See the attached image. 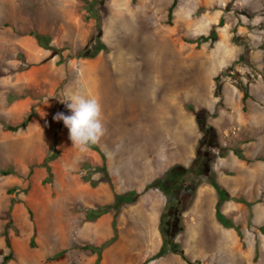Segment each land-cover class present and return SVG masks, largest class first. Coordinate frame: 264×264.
<instances>
[{"label": "rangeland", "instance_id": "rangeland-1", "mask_svg": "<svg viewBox=\"0 0 264 264\" xmlns=\"http://www.w3.org/2000/svg\"><path fill=\"white\" fill-rule=\"evenodd\" d=\"M174 1L0 0V264L10 254L8 264H96L103 251L84 250L89 242L81 237L92 207L83 200L66 204L65 182L81 175L79 193L88 197L83 183L90 190L92 184L84 177H103L100 169L111 157L122 167L118 158L127 148L113 143L123 134L114 131L117 124L141 109L173 110L178 90L176 100L196 114L203 165L198 175L180 168L177 208L165 211L161 227L193 263L264 264V0H179L170 21ZM98 16L109 50L89 59ZM222 18L217 41L192 42ZM218 77L221 97L215 95ZM241 82L249 94L245 103ZM188 88L197 89V97L188 98ZM69 91L100 100L107 129L100 151L80 153L63 122L54 120L58 112L70 114L63 103ZM33 108L37 117L29 127L7 130ZM56 136L60 156L50 163L54 178L47 181L42 164ZM128 150L133 160L141 156L139 148ZM214 177L231 198L222 210L232 224L227 229L238 233V252L220 230L226 227L216 215ZM10 221L12 248L4 235ZM148 223L143 219L142 229L127 235L125 251L114 250L109 264H174L175 253L143 259L151 246Z\"/></svg>", "mask_w": 264, "mask_h": 264}, {"label": "crops", "instance_id": "crops-1", "mask_svg": "<svg viewBox=\"0 0 264 264\" xmlns=\"http://www.w3.org/2000/svg\"><path fill=\"white\" fill-rule=\"evenodd\" d=\"M188 89L190 90V88ZM193 90H190L188 98L192 99L197 95V89ZM177 96H180V90L172 96L171 105H176L173 110L163 108L151 113L141 109L132 115L130 114V119L127 115V124H117L114 131H122L123 134H120L119 138L117 137L118 140H113V143L120 147L125 146L127 150L123 151L124 155L118 158V162L122 164L119 170L117 162L112 157L107 162L111 183L102 180L101 176L93 175V180L99 181V183L97 186L92 185L91 190L88 185L83 183L84 191L89 193L87 197L86 194L79 193V187L82 184L81 175L68 176L65 182L62 198L65 199L66 204L72 205L73 200L74 204H79L80 200H83L84 203H88L89 207H92L91 209L113 204L116 194L129 192L140 194L134 204L126 205L122 209L117 220L118 238L103 250L99 264H109L110 258H113L112 253L114 250L122 249L125 251L123 245L126 243L127 235H133L135 229H142L138 226L146 218L149 221L148 233L151 246H148V250L145 252L147 255L143 259L145 260L150 255L159 253L162 249L164 237L161 224L163 214L168 207L169 198L160 188L150 190H147V188L157 179L164 178L170 169L176 166L190 168L197 159V117L185 104L181 105L180 100H176ZM135 124L137 126H133ZM133 148L141 150V156L138 160H133L128 156L130 154L128 149ZM218 181L222 185L221 179H218ZM197 201H201V194ZM215 202L216 209L217 199H215ZM140 218L141 221L136 224V220ZM114 221L115 212L106 213L93 222L86 221L84 228L81 230V237L89 244L101 247L115 237ZM65 226L68 227L67 223ZM220 228L221 233L225 236V243H232L238 252L239 237L237 231L234 229L228 230V227ZM172 256L174 257L171 260L172 263L184 264L177 254ZM117 257L120 256H116L115 260H117Z\"/></svg>", "mask_w": 264, "mask_h": 264}, {"label": "trees", "instance_id": "trees-1", "mask_svg": "<svg viewBox=\"0 0 264 264\" xmlns=\"http://www.w3.org/2000/svg\"><path fill=\"white\" fill-rule=\"evenodd\" d=\"M178 3H179V0H175L173 5L171 6V8L169 10V20L170 21L173 19L174 11H175ZM97 20H98L97 26L94 29V33H93V37L90 41V45L88 46V48L85 51V57L89 58V59H94L101 52H107L109 50L108 46L102 41V25H101L100 16L97 17ZM224 25H225V19L222 18L220 23L211 30L209 35L201 36L199 39H197L196 41H192V42H196L199 45H201L203 43H207V42H213L214 43L218 39V27H223ZM35 35H36L40 45L44 46L43 41H42L43 37L40 34H35ZM95 42H97V47H96V50L94 51L93 49L90 48V46ZM46 48H48V47H46ZM220 80H221V77H218L216 79V82H217V88L215 91L216 97H221V86L219 84ZM240 85H241V88L244 92L243 102L245 103L249 99V94L247 92V88H246L245 84L243 82H241ZM35 117H37V111L35 110V108H33L32 111L29 113V115L27 116V118L25 119V121L22 124L16 125V126L10 125V126H7L6 128L8 131H11V132H17L21 129H25V128L29 127L31 121ZM57 142H58V137L56 136L55 142L53 145V149H52L53 151H51L52 153L50 152L45 157L44 162L42 164V166L45 167L49 173V177H48L47 181L54 178L53 168H52L50 163L52 161L56 160L60 156L59 152L56 151ZM90 149L100 151L98 144L90 146ZM239 155L241 158H245L242 153H239ZM105 160H106V157H104V162H106ZM262 160H264V159H262ZM201 165H203V161H201L200 158L197 157V159L195 160L193 165L184 172H186V173L190 172L192 174L196 173L197 175L201 174V172H202V168H201L202 166ZM180 168H182V166H176V167L170 169L166 173L164 178L157 179L152 184H150L147 188V190L160 188L161 190H163L166 193V195L169 198L168 205H170L171 200L173 201V204L170 207H167V209H166V211L168 210L169 214L174 213V211L177 208V202L179 200V197L177 196V194L180 191V184L184 180L183 178L185 176V173L181 172ZM101 170L104 173L102 180L111 183V178H110V174H109V171L107 168V164L104 166V168L100 169V171ZM2 174L3 175H9L10 171H3ZM84 180L86 182H90L93 186H97L99 183V181H94L90 177H88V178L84 177ZM165 182H168L167 186H166ZM211 183L216 188L217 193L219 195V201H218V204L216 207L217 218L225 227L231 228L232 224L229 223L227 216L223 213V210H222L224 203L227 202L228 200H230L231 198H230L229 194L227 193L226 189L221 186V184L219 183V181L215 177L211 179ZM139 197H140V194L137 192H129L126 194H116L115 202L113 204L106 205V206H99L96 209H92L87 214V221H91V222L96 221L98 218H100L102 215H104L106 213L115 212L114 228H115L116 235L113 239L104 243V245H102L101 247L89 244V245H86L84 247V250L91 251L93 253H95V252L101 253L105 248H107L108 246L113 244L118 238V224H117L118 223V221H117L118 216L120 215L122 209L126 205L134 204L138 200ZM14 202L15 201H12V205H14ZM163 218H164V216H163ZM163 218H162V221H163ZM12 223L13 222L10 221L7 224L5 234H4L6 237L7 246L9 248H12V243H11V240L9 237V229L12 226ZM161 231H162V234L164 237V244L162 246L161 251L158 253L157 257H162V256H165L169 253H175V254L181 255L184 258V260H186L189 264H200L198 262L193 263L192 261H190L185 256V254L179 248V246L177 245L175 240L172 237H170L167 227L162 226ZM11 260H13V254H10V255L4 257L3 264H8ZM100 261H101V256L98 258L96 264H99Z\"/></svg>", "mask_w": 264, "mask_h": 264}, {"label": "clouds", "instance_id": "clouds-1", "mask_svg": "<svg viewBox=\"0 0 264 264\" xmlns=\"http://www.w3.org/2000/svg\"><path fill=\"white\" fill-rule=\"evenodd\" d=\"M63 103L70 114L58 112L54 120L62 121L67 128L72 147L80 153H86L107 132L100 100L80 91H69L65 93Z\"/></svg>", "mask_w": 264, "mask_h": 264}, {"label": "bare ground", "instance_id": "bare-ground-1", "mask_svg": "<svg viewBox=\"0 0 264 264\" xmlns=\"http://www.w3.org/2000/svg\"><path fill=\"white\" fill-rule=\"evenodd\" d=\"M46 206V205H45Z\"/></svg>", "mask_w": 264, "mask_h": 264}]
</instances>
